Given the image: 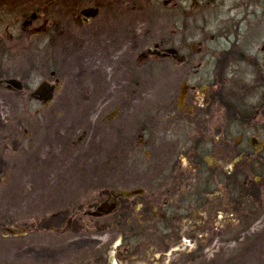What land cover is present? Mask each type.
<instances>
[{
  "label": "flooded vegetation",
  "instance_id": "af4514ba",
  "mask_svg": "<svg viewBox=\"0 0 264 264\" xmlns=\"http://www.w3.org/2000/svg\"><path fill=\"white\" fill-rule=\"evenodd\" d=\"M11 1L16 8L18 0ZM210 2L219 3L224 16L219 23L223 29L219 52L206 46L204 35H185L186 22L193 21L195 12L200 11V20L204 16L203 7H197L189 15V21L187 16L182 19L178 16L172 41L154 43L138 53L135 63L133 41L128 35L120 37L107 64L100 61L101 76L110 77L112 102L131 106L144 102L141 116L131 117L120 106H115L108 115L110 129L122 141L124 151L132 156L140 150L145 154L144 161L140 176L133 173V167L126 168L124 176L130 181L122 185L106 183H110L109 189H104L91 202H85L82 195L69 198L62 211L50 217L56 231L61 229L64 237L61 249L64 259L58 264H125V257H129V262L148 261L147 244H126L125 236L140 239L150 236L151 240H158L159 243L149 248L151 261L166 264L159 257L180 248L190 250L196 245L197 235H206L213 215L227 224L233 219L240 226L245 205L249 214L260 209V188L264 184V140L259 138V133L264 131V0H210L207 4ZM2 8L0 0V24L4 22ZM89 9L92 15L85 16L83 13ZM41 10L22 17L13 15L15 18L6 27L12 34L3 35L5 27L0 26L1 109L26 102L47 109L59 91L58 69L51 62L54 46L63 32L49 25L47 9ZM69 11L81 25L90 23L101 12L97 5L71 7ZM8 16L12 18V14ZM251 24L259 28L257 33L248 36L240 31ZM38 39L45 42L42 51L47 57L45 65L54 68L48 73L53 83L43 80L32 88L35 69L31 62L41 49ZM22 53L30 58L23 74L18 68L4 67V61H14ZM164 63L173 67L172 73L163 74L160 66ZM242 64L247 68H236ZM147 80L152 83L144 88L143 82ZM163 81L167 85H161ZM42 84H46L50 100L43 99L46 92L43 96L37 93ZM171 86L173 93L168 90ZM157 89L167 93L151 106L149 99L156 97ZM10 113L11 110L6 111L0 117V175L4 177L0 180L1 189L10 180L9 161L20 153H31L35 144L26 128L21 137L19 133L21 123L36 126V120L24 116L16 121ZM25 142L27 148L22 149ZM208 157L213 160L210 164ZM213 188L220 189L219 193L213 194ZM29 198L25 197L20 207H25ZM152 213L155 218L151 217ZM19 224L20 232L14 233L2 223L6 233L2 237L31 238L38 230L26 222ZM84 234L118 236L120 246L114 247V251L117 249L114 254L121 259L108 260L101 253L85 262V243L81 238ZM69 251L79 252L76 259L66 258ZM154 252L159 253L158 257ZM27 253L36 255L37 249L30 243H22L14 251V257L22 258ZM191 261L193 255H189L188 262Z\"/></svg>",
  "mask_w": 264,
  "mask_h": 264
},
{
  "label": "rangeland",
  "instance_id": "374dc122",
  "mask_svg": "<svg viewBox=\"0 0 264 264\" xmlns=\"http://www.w3.org/2000/svg\"><path fill=\"white\" fill-rule=\"evenodd\" d=\"M208 1L210 0H18L15 8L11 5V0H1L4 22L0 26L5 27L2 28L3 35L12 34V30H7L6 27L8 22L18 16L16 14L22 17L31 11H42L43 8L47 9L49 25L59 27L63 35L54 46L51 62L58 69L56 78L59 79L60 88L48 108L43 109L35 102L20 103L17 107L7 109L0 107V117L11 110L10 114L16 121L24 116L36 120V126L20 124L19 137L26 128L32 135L30 137L35 139L33 151L24 155L20 153L16 159L9 161L10 171L7 175L10 180L3 189L0 187V264H58L64 259L61 252L64 237L60 233L61 229L56 231L50 217L60 213L69 198L82 195L85 202H91L104 189H109L110 183H106L122 185L130 181L124 176L126 168L130 170L133 167V173L140 176V165L145 154L139 150L131 156L124 151V146L120 144L122 141L110 129L108 115L115 106H120L131 117L141 116L144 113V102L138 101L132 106L112 102L110 77L101 76L100 61L107 64L113 48L121 41L120 37L128 35L132 37L135 63L138 53L154 43L172 41L174 31L177 30L178 16L180 19L187 16L189 21V15L197 7H203L204 16L200 20V11L195 12L193 21L186 22L185 35H204L206 46L219 52L223 31L219 23L224 16L219 3L213 5L210 2L208 5ZM95 5L99 6L101 12L88 24L81 25L69 14L71 7L81 9ZM8 14H12V18L7 17ZM258 30L253 24L240 29L248 36ZM40 40H37L40 52L31 62L35 69L30 83L32 88L43 80L53 83L48 73L54 68L48 69V64L45 65L47 57L42 52L45 42ZM28 59L27 54L22 53L14 61H4V67L18 68L20 74H23L29 67ZM160 68L164 75L173 71V67L165 63ZM236 68L243 70L247 67L242 64ZM134 77L135 73L133 79ZM150 83L151 80L143 82L144 88L145 84L147 86ZM161 85L167 84L163 81ZM168 90L173 93V86ZM166 93V90L160 92L157 89L156 97L149 99L150 105L156 104L159 96ZM20 99L23 101L24 96L21 95ZM259 138L264 140V131L259 133ZM21 147L27 148V142ZM206 160L208 164L213 162L212 157ZM3 179L0 175V180ZM219 191L220 189L213 188V194L216 195ZM260 191L262 200L259 212L249 214L248 205H245L243 225H237L233 219L227 224L221 217L213 215L206 235H197L195 246L192 245L190 250L180 248L175 252L168 251L165 257L159 259L166 264H264V184ZM23 197L32 198L22 208L20 205ZM155 216L152 213L151 217ZM19 221L26 222L29 226L35 225L38 228L35 235L32 234L31 238L11 235L3 238L6 233L2 223L12 232L18 233L21 229ZM125 237L128 239L126 244L146 243L145 249L149 253L148 261L129 262V257H125V264H158L151 261L153 258L149 249L153 243H159L158 240L153 241L150 236L148 239ZM81 238L85 243V262L101 253L108 260L121 259L114 254L117 251H114V247L120 246L118 236L84 234ZM22 243L32 244L37 249V254L27 253L22 258L14 257V251ZM76 253L79 252L69 251L66 258L76 259ZM153 254L158 257L159 253ZM189 255H193L191 263L188 262Z\"/></svg>",
  "mask_w": 264,
  "mask_h": 264
},
{
  "label": "water",
  "instance_id": "95a60500",
  "mask_svg": "<svg viewBox=\"0 0 264 264\" xmlns=\"http://www.w3.org/2000/svg\"><path fill=\"white\" fill-rule=\"evenodd\" d=\"M90 12H92L91 9L86 10L83 14L85 16L92 15L93 12L91 14H89ZM167 51L171 52V50H167ZM45 92L47 93V96L43 97V99L44 100H50V96L48 95L49 92H48V89L46 88V84H42V86L38 89L37 93L40 94L41 96H43Z\"/></svg>",
  "mask_w": 264,
  "mask_h": 264
}]
</instances>
